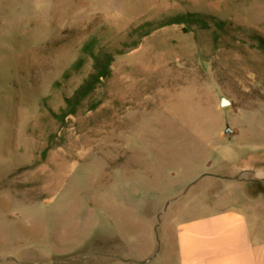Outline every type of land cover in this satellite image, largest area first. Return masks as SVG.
I'll list each match as a JSON object with an SVG mask.
<instances>
[{
  "label": "rangeland",
  "instance_id": "374dc122",
  "mask_svg": "<svg viewBox=\"0 0 264 264\" xmlns=\"http://www.w3.org/2000/svg\"><path fill=\"white\" fill-rule=\"evenodd\" d=\"M186 12L264 37V0H0V264L145 259L193 184L261 180L262 60L248 44L215 51L178 26L118 57L108 97L100 90L97 109L74 118L65 145L34 167L58 131L43 100L58 110L82 85L83 77L54 84L83 44ZM152 264L173 260L163 253Z\"/></svg>",
  "mask_w": 264,
  "mask_h": 264
},
{
  "label": "crops",
  "instance_id": "0c3cea01",
  "mask_svg": "<svg viewBox=\"0 0 264 264\" xmlns=\"http://www.w3.org/2000/svg\"><path fill=\"white\" fill-rule=\"evenodd\" d=\"M255 171L264 181V167ZM259 181L203 178L169 210L162 240L148 258L134 261L122 253L117 262L152 264L164 253V262L173 264H264V191Z\"/></svg>",
  "mask_w": 264,
  "mask_h": 264
},
{
  "label": "trees",
  "instance_id": "16d2710c",
  "mask_svg": "<svg viewBox=\"0 0 264 264\" xmlns=\"http://www.w3.org/2000/svg\"><path fill=\"white\" fill-rule=\"evenodd\" d=\"M174 26L182 27L185 33L195 34L198 39L201 36L203 42L208 43L215 51L235 48L242 49L241 52L244 53L242 46H237L236 43L248 44L262 60L261 66H264V37L205 12L177 13L162 19L145 21L138 26L131 27L123 40L115 42L114 40L107 41L100 32H97L83 44L80 57L54 84L55 87L61 88L72 79L83 77L82 85L70 97L66 96L65 106L58 110L50 108L46 99L43 100L58 131L49 135L41 152L42 159L36 162L34 167L45 164L51 151L65 145L64 132L70 127L74 118L87 115L97 109L99 104L92 103V100L98 96L100 90H103L102 96L108 97V84L113 77L117 58L138 49L143 41L155 32ZM241 31L249 34V39L240 36ZM88 64L91 66V72L85 77L84 68ZM59 132L63 133L59 134Z\"/></svg>",
  "mask_w": 264,
  "mask_h": 264
},
{
  "label": "water",
  "instance_id": "95a60500",
  "mask_svg": "<svg viewBox=\"0 0 264 264\" xmlns=\"http://www.w3.org/2000/svg\"><path fill=\"white\" fill-rule=\"evenodd\" d=\"M229 104H231V102L229 100H227L226 98H221V103L220 105L222 107H226V106H229ZM225 135H228V136H231V135H234L235 134V131L233 129H231V127L229 125L226 126V129H225Z\"/></svg>",
  "mask_w": 264,
  "mask_h": 264
}]
</instances>
